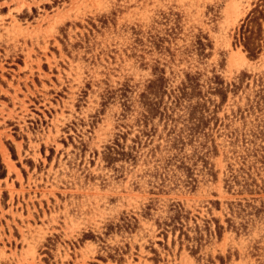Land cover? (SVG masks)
<instances>
[{
	"label": "rangeland",
	"instance_id": "obj_1",
	"mask_svg": "<svg viewBox=\"0 0 264 264\" xmlns=\"http://www.w3.org/2000/svg\"><path fill=\"white\" fill-rule=\"evenodd\" d=\"M257 1L0 0V264H264Z\"/></svg>",
	"mask_w": 264,
	"mask_h": 264
},
{
	"label": "trees",
	"instance_id": "obj_2",
	"mask_svg": "<svg viewBox=\"0 0 264 264\" xmlns=\"http://www.w3.org/2000/svg\"><path fill=\"white\" fill-rule=\"evenodd\" d=\"M264 22V0H258L234 32L233 44L239 45L248 60H254L264 46L261 23ZM114 154L123 156L122 152Z\"/></svg>",
	"mask_w": 264,
	"mask_h": 264
},
{
	"label": "crops",
	"instance_id": "obj_3",
	"mask_svg": "<svg viewBox=\"0 0 264 264\" xmlns=\"http://www.w3.org/2000/svg\"><path fill=\"white\" fill-rule=\"evenodd\" d=\"M5 179H6L5 177L4 178H0V182H3Z\"/></svg>",
	"mask_w": 264,
	"mask_h": 264
}]
</instances>
